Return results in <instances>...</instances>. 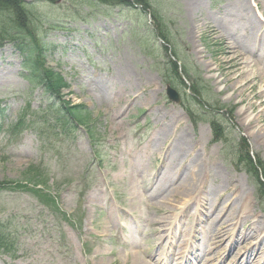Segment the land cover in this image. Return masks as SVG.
<instances>
[{
    "label": "rangeland",
    "instance_id": "rangeland-1",
    "mask_svg": "<svg viewBox=\"0 0 264 264\" xmlns=\"http://www.w3.org/2000/svg\"><path fill=\"white\" fill-rule=\"evenodd\" d=\"M245 1L264 26V0L33 1L47 66L68 85L60 102L82 106L89 124L57 126L67 123L59 105L24 79L22 56L0 40V223L12 249L0 264H183L176 256L191 249L199 256L187 264H238L250 250L251 264L264 263V195L244 152L264 172V76L249 85L250 119L262 114L250 126L225 82L242 77L226 61L223 30L252 42ZM251 59L264 68L259 49ZM172 114L179 128L162 133ZM183 130L195 152L167 151ZM195 162L194 183L180 189ZM235 204L257 216V231L229 217ZM218 229L226 234L212 240Z\"/></svg>",
    "mask_w": 264,
    "mask_h": 264
},
{
    "label": "trees",
    "instance_id": "trees-1",
    "mask_svg": "<svg viewBox=\"0 0 264 264\" xmlns=\"http://www.w3.org/2000/svg\"><path fill=\"white\" fill-rule=\"evenodd\" d=\"M34 0H0V40L9 42L13 48L22 56V69L27 75L24 79L33 85L39 84L42 87L43 93L47 94L53 101L59 105V117L67 120L57 122V126L62 124L74 123L76 125H88V118L82 114L85 111L80 105H72L70 102H60L62 89L67 88L65 80L61 75L47 66L45 60V44L40 40V34L35 29V12ZM105 5H118L123 0H98ZM133 1L138 5H146L145 0H128ZM156 20H161V17L154 14ZM34 16V20H33ZM154 18V19H155ZM38 20V19H37ZM163 42L169 44L166 37L162 36ZM171 61L174 73L178 76L177 62L179 56L172 52ZM182 74L189 79V72L185 67L181 69ZM195 94L201 92V88H194ZM56 116L54 113H52ZM56 118H54L55 120ZM2 125H0V131ZM245 152L249 172L253 173L255 185L258 188V193L264 195V172L262 164L259 159H253L248 151ZM27 175V174H26ZM3 224L0 223V254H8L12 251L11 246L8 245V232L3 233ZM7 231V230H6Z\"/></svg>",
    "mask_w": 264,
    "mask_h": 264
},
{
    "label": "bare ground",
    "instance_id": "bare-ground-1",
    "mask_svg": "<svg viewBox=\"0 0 264 264\" xmlns=\"http://www.w3.org/2000/svg\"><path fill=\"white\" fill-rule=\"evenodd\" d=\"M196 2V0H194V3ZM244 1H240L241 4H243ZM196 4V3H195ZM245 6L243 7V12L244 15L246 17V19L250 22V27H249V35L252 36V42L248 41V44H242L239 43L238 41H234L233 39L229 38V34L227 33V30L224 29V36H222V38H224L226 40L225 45H226V61L230 64L233 63V66L236 67L237 69V75L235 74L236 78L238 77H242V80H240L236 85H232L231 81L233 80L232 77L230 76L229 78L225 79V82L227 83V88H230L231 91H233V93L236 94V96L239 98V103H246V105L244 106V109L240 110V115L245 117V120L247 121L246 125L250 126L252 125L254 122H259L260 118L262 117V114H260V112L258 114H256L254 119H250L251 114L250 111H252V109L255 107V105L253 104V102L251 101L252 98H255L256 94L253 93L254 92V85L253 86H249L250 83H254L255 80L257 79V76H264V68L263 67H255L252 68L251 64H254V60L251 59V56H253V53L256 50H260V54H264V26L263 24L258 20V18L252 13L251 10V6L248 3V1H245ZM257 6V3L255 4ZM261 16L264 18L263 12H260ZM263 29V30H262ZM214 32H217V30L214 28L212 29ZM250 67V70L247 72V68ZM261 80V79H260ZM261 83L264 86V81L262 80ZM246 88H251V91L249 94L247 95H243V93L245 92ZM261 97L263 98L262 101H260V105L264 104V90L261 91ZM163 129H161L162 133H165L167 131L170 130V128L174 127L176 128V130L179 128V126L177 125L179 123V121L181 120L178 115L176 114H172L170 117H168V115L163 116ZM245 121V122H246ZM187 133L185 130H183L182 132L179 133V135L177 136V140L179 142V146L175 147V148H171L168 147L167 151L173 153H176V155L181 153V150L183 149H189L190 152H195L194 150L197 149V145L194 142H191V149L188 146V142H186V139H183V136H186ZM261 143L264 144V134L259 136ZM190 145V144H189ZM193 149V150H192ZM197 160V159H196ZM194 162V161H193ZM192 167L194 166L191 165ZM195 168L193 171H191L189 173V175L187 177H184L183 180L180 182L179 187L180 189H182V187H185L188 184H193L195 181V177H197L198 174V163L195 162ZM219 189V186H217ZM186 188V187H185ZM212 196V195H211ZM216 197H218V195H216ZM213 203L216 202V198H212ZM230 200V199H229ZM236 205H234L233 208L230 209L229 211V217L231 216L234 219H236V223L238 222H248L247 223V228L248 230L251 231H257V216L254 215L252 213V211L249 209L248 205L246 204H242L240 205L239 209L238 207L236 208ZM211 207V206H210ZM215 221V220H213ZM221 228V227H220ZM179 230L176 229L174 230V234H176ZM248 231V232H251ZM187 234V233H185ZM226 234V231L220 230L218 229L216 234L213 233L212 236V240L213 238H216V235L222 237L223 235ZM257 234V233H256ZM177 235V234H176ZM131 236H133L131 234ZM230 237V235H229ZM175 239V235L173 237ZM184 237L181 238V242L179 243L180 246H184L185 244L187 245V240H183ZM234 240V238L232 239ZM198 248V247H197ZM199 251H196V249H191V252H189V256L187 257L185 255V259L181 257L180 253L179 255L176 256L175 259H178L180 262H183V264H187V263H191L190 260H192L193 258V254H194V258L196 259L199 256ZM186 253V252H185ZM253 252L252 250L249 251V254H245L243 255L242 261H240L238 264H246V262H249V264H251L250 262H259L258 260H255L253 257ZM170 255L167 253V255L165 256L164 254H160L158 255V258H162V262H166V260L168 259ZM166 258V259H165ZM242 258V257H241ZM189 259V260H187ZM194 259V260H195ZM145 264H149V263H145ZM155 264H157V262H155ZM235 264V263H234ZM264 264V263H262Z\"/></svg>",
    "mask_w": 264,
    "mask_h": 264
},
{
    "label": "water",
    "instance_id": "water-1",
    "mask_svg": "<svg viewBox=\"0 0 264 264\" xmlns=\"http://www.w3.org/2000/svg\"><path fill=\"white\" fill-rule=\"evenodd\" d=\"M166 94H167V97L171 101H173V102H178L179 101L178 94L172 88L168 87L167 90H166Z\"/></svg>",
    "mask_w": 264,
    "mask_h": 264
}]
</instances>
